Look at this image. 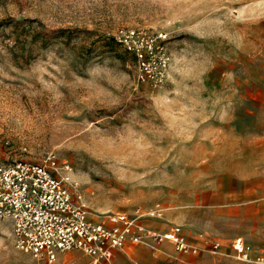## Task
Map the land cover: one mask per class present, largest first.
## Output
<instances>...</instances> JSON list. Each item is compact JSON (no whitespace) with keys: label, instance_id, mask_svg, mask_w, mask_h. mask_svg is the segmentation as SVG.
<instances>
[{"label":"rangeland","instance_id":"rangeland-1","mask_svg":"<svg viewBox=\"0 0 264 264\" xmlns=\"http://www.w3.org/2000/svg\"><path fill=\"white\" fill-rule=\"evenodd\" d=\"M0 23V162L51 154L91 215L160 202L143 222L198 247L148 240L112 264H247L236 235L264 250V0H0ZM124 25L166 33L161 86L136 81ZM0 264H39L6 220ZM52 264L93 263L70 249Z\"/></svg>","mask_w":264,"mask_h":264},{"label":"built area","instance_id":"built-area-1","mask_svg":"<svg viewBox=\"0 0 264 264\" xmlns=\"http://www.w3.org/2000/svg\"><path fill=\"white\" fill-rule=\"evenodd\" d=\"M112 37L133 56L137 82L156 88L166 81L170 51L164 31L124 25L117 27ZM67 180V175L57 173L51 154L41 162H0V220L10 223L15 246L39 264H52L60 252L70 249L81 250L93 264H112L114 249L148 240L169 241L183 254L198 252L180 224L156 228L143 222V216L163 217L160 202L144 212L136 207L130 213L110 210L93 216L80 196L74 197ZM231 247L238 260L264 264V250L252 256L251 245L242 236L233 237ZM218 248L219 242H213L211 252Z\"/></svg>","mask_w":264,"mask_h":264},{"label":"crops","instance_id":"crops-1","mask_svg":"<svg viewBox=\"0 0 264 264\" xmlns=\"http://www.w3.org/2000/svg\"><path fill=\"white\" fill-rule=\"evenodd\" d=\"M236 236H242V235H236ZM235 237V236H234ZM243 237V236H242ZM244 238V237H243ZM245 239V238H244ZM246 240V239H245ZM248 241V240H247ZM218 242V241H217ZM127 247V246H126ZM115 250V249H114ZM119 251L115 250V255L116 257H118L117 255H119ZM113 254H114V251H113Z\"/></svg>","mask_w":264,"mask_h":264},{"label":"trees","instance_id":"trees-1","mask_svg":"<svg viewBox=\"0 0 264 264\" xmlns=\"http://www.w3.org/2000/svg\"><path fill=\"white\" fill-rule=\"evenodd\" d=\"M1 24V23H0ZM39 33V30H35V35H37ZM106 42H108L109 44H111V41H110V39L108 38L107 39V41Z\"/></svg>","mask_w":264,"mask_h":264}]
</instances>
